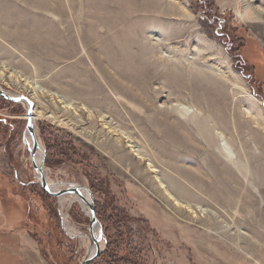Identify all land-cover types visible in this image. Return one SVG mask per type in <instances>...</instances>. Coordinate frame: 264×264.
Returning <instances> with one entry per match:
<instances>
[{"label":"rangeland","instance_id":"374dc122","mask_svg":"<svg viewBox=\"0 0 264 264\" xmlns=\"http://www.w3.org/2000/svg\"><path fill=\"white\" fill-rule=\"evenodd\" d=\"M1 70L60 120L37 137L92 195V264H264V0H0ZM26 115L0 97V264H82L90 218L41 188Z\"/></svg>","mask_w":264,"mask_h":264},{"label":"bare ground","instance_id":"6f19581e","mask_svg":"<svg viewBox=\"0 0 264 264\" xmlns=\"http://www.w3.org/2000/svg\"><path fill=\"white\" fill-rule=\"evenodd\" d=\"M0 80H4V73L2 72V70L0 71ZM35 93L36 94H34L33 98L31 97V98H28V99L31 100V102H33L35 104V110H34V114H33V126L35 128V134L37 136V134H38L37 122L38 121H43V120H45L47 118H52L54 121H56L59 124L60 120H59V118L51 117V115H50V117H47V115L42 114V113H38L36 111V102L38 100L37 99L38 98L37 97L38 93L37 92H35ZM15 97L17 98V97H25V96H19V95L16 96L15 95ZM60 98L62 99V97H60ZM251 99L254 100V98H252V97H251ZM22 104L27 106V111H28V105L26 103H24V102H22ZM65 104H66V102H65ZM72 106H73V104L69 103L68 106L66 107V109H72L73 108ZM182 115H184V114L182 113ZM103 118H105V117L102 116L101 119H103ZM24 119H26L28 121V119H29L28 115L24 116ZM104 125L107 126L108 123L104 122ZM38 141H39V144H40L41 147L38 149V151L36 152V154L33 157L32 153H33L34 146H33L32 134L29 131H26L25 136H24V147L30 153V156H29L30 157V161H31V163H32V165H33V167H34V169L36 171V175H37L38 181L41 182V177H40V174H39V170H43V174H44L47 186H48L49 190H51L52 192H59V191H63V190L69 189V188H78V189H80L82 196H77V195H65V196H62L61 197V205H65V204H68L70 206H72L73 204L80 205L82 210H83V212L86 214V216L91 218L92 215H91V211L89 209V204L91 203L90 191L88 189L83 188V187H79L78 185L77 186L76 185H71V184H64V185H58V186L52 185L51 182L49 181V179L46 176L45 166L43 167V159H44V150L45 149H44L43 144H42V142H41V140L39 138H38ZM221 151H222V153L224 155L226 164L228 166H230V167L231 166L232 167H238L239 163H238L237 157L234 154H232V152L228 148H224V149L221 148ZM139 155H141V154H139ZM140 159H141V157H140ZM36 167H37L38 171L36 170ZM149 167H150V169H153V167L151 165H149ZM161 185L165 189V191L169 195V197H172L170 195V193H169V190H168L167 186L165 187L163 184H161ZM263 216H264V214H263ZM63 219L65 220V223H66L67 220H68V217L63 214ZM74 227L72 228L70 223L69 224L66 223V228H67L66 230H67L68 235H70L72 237H76V238L81 240V242L83 244V247L85 248V251H86V255L84 254L86 256L85 259H89V258L94 257L97 254V252H99V251L103 252V250L105 248V245H106V240L104 239V236H103V234L101 232L100 224L98 222L93 227V229L90 230L91 233H92V237H89V236L85 235L83 232H79L77 230H74ZM260 234L261 233H259V235Z\"/></svg>","mask_w":264,"mask_h":264},{"label":"water","instance_id":"95a60500","mask_svg":"<svg viewBox=\"0 0 264 264\" xmlns=\"http://www.w3.org/2000/svg\"><path fill=\"white\" fill-rule=\"evenodd\" d=\"M0 97L8 102L11 103H26L28 105V111H27V115L29 117L28 121H27V131H29L32 134V139H33V153L32 156L34 157V155L36 154V152L38 151V149L41 147L38 141V138L35 134V128L33 126V114H34V110H35V104L33 102H31V100H29L27 97H15V95H10L8 92H6L5 90H3L0 87ZM45 158H46V150H44V159H43V167L45 166ZM36 170L38 171L37 167ZM39 174L41 177V182L40 186L43 189L44 192H46L47 194L54 196L56 198H61L62 196L65 195H77V196H82L81 195V191L78 188H69L63 191H59V192H52L51 190H49L44 174H43V170H39ZM90 198H91V203L89 204V209L91 211V215L92 217L90 218V229H93V227L97 224L98 219L96 216V211H95V206L93 204V200H92V195L90 193ZM102 252L99 251L97 252V254L89 259H85L82 264H92L101 254Z\"/></svg>","mask_w":264,"mask_h":264}]
</instances>
